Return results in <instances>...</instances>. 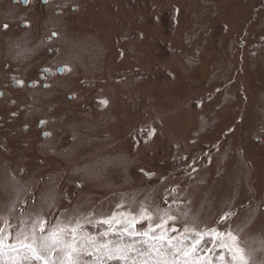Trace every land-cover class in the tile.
Wrapping results in <instances>:
<instances>
[{
	"label": "rangeland",
	"instance_id": "374dc122",
	"mask_svg": "<svg viewBox=\"0 0 264 264\" xmlns=\"http://www.w3.org/2000/svg\"><path fill=\"white\" fill-rule=\"evenodd\" d=\"M0 89V264H264V0H0Z\"/></svg>",
	"mask_w": 264,
	"mask_h": 264
},
{
	"label": "snow or ice",
	"instance_id": "6c2138e0",
	"mask_svg": "<svg viewBox=\"0 0 264 264\" xmlns=\"http://www.w3.org/2000/svg\"><path fill=\"white\" fill-rule=\"evenodd\" d=\"M25 3L28 2V0H24ZM4 29H7L9 27V25L7 23H4L2 26ZM55 35V34H54ZM106 103V102H105ZM45 135H48V133H45ZM168 219H172L171 217H168ZM167 223V220L161 219V223L156 224L157 228H162L164 224ZM41 231H43V228L41 227ZM73 234H75V229L72 230ZM62 232L63 230H57V231H53L50 236L48 238H46L44 241L41 242L40 244V248L39 250L37 248H34L31 244L28 245L27 247L29 248V250L33 253V255L37 258V259H42V264H49V260L48 259H43L41 253L42 252H48V251H52L55 252L57 251V247L58 245H60L61 243V236H62ZM144 235H148L147 232L144 233ZM231 236V234H229ZM233 239H235L234 237H232ZM158 239L160 241L164 240V236L161 235L158 237ZM200 241L197 240L196 243H194L192 245V250L194 251L196 248V245L199 243ZM168 245L171 247L172 246V242L171 240L168 241ZM4 247L3 245V240H0V248ZM78 245L75 241V236L73 235V240L71 243H67L62 249H60L63 253H64V257L65 259L61 262V264H77V257H76V253L78 251ZM155 251L158 254H162L160 249H155ZM240 250L237 249V252H239ZM184 255H188L187 252H184ZM235 258V257H234ZM241 261L242 264H247V261L243 260V257L241 256ZM13 264H15V261H13ZM156 264H170L169 261L164 260V261H156Z\"/></svg>",
	"mask_w": 264,
	"mask_h": 264
},
{
	"label": "flooded vegetation",
	"instance_id": "af4514ba",
	"mask_svg": "<svg viewBox=\"0 0 264 264\" xmlns=\"http://www.w3.org/2000/svg\"><path fill=\"white\" fill-rule=\"evenodd\" d=\"M53 38L55 39V37H53ZM46 39H47L46 42L49 43L50 40H49L48 38H46ZM59 69L63 70L62 68H56V69H55V72H56L57 70H59ZM40 70H43V72H44L45 74L49 75V78L46 80L47 82H48V80L52 79L53 74H52V70H51L50 68H41ZM11 75H13V74H11ZM39 76H40V78H41V77L43 76V74L41 73V74H39ZM39 76H38V77H39ZM17 80H18V79H17ZM17 80H16V78H14L13 76H9V78H8V82L10 83V85H13V87H14L15 85H18ZM44 81H45V80H44ZM18 82H19V80H18ZM3 85H4V84H3ZM0 90H2V89H0Z\"/></svg>",
	"mask_w": 264,
	"mask_h": 264
},
{
	"label": "trees",
	"instance_id": "16d2710c",
	"mask_svg": "<svg viewBox=\"0 0 264 264\" xmlns=\"http://www.w3.org/2000/svg\"><path fill=\"white\" fill-rule=\"evenodd\" d=\"M150 228H154V227L150 226ZM133 230H135V229L133 228ZM153 238H155V236H154V235H153Z\"/></svg>",
	"mask_w": 264,
	"mask_h": 264
},
{
	"label": "water",
	"instance_id": "95a60500",
	"mask_svg": "<svg viewBox=\"0 0 264 264\" xmlns=\"http://www.w3.org/2000/svg\"><path fill=\"white\" fill-rule=\"evenodd\" d=\"M22 1H23L24 4H26V3L24 2V0H22Z\"/></svg>",
	"mask_w": 264,
	"mask_h": 264
}]
</instances>
